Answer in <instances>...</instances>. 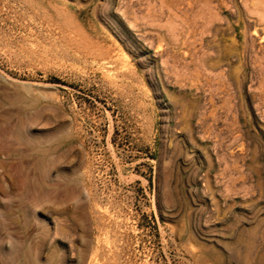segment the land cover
Wrapping results in <instances>:
<instances>
[{"label": "rangeland", "instance_id": "rangeland-1", "mask_svg": "<svg viewBox=\"0 0 264 264\" xmlns=\"http://www.w3.org/2000/svg\"><path fill=\"white\" fill-rule=\"evenodd\" d=\"M190 1L0 0V264H264V0Z\"/></svg>", "mask_w": 264, "mask_h": 264}, {"label": "bare ground", "instance_id": "bare-ground-1", "mask_svg": "<svg viewBox=\"0 0 264 264\" xmlns=\"http://www.w3.org/2000/svg\"><path fill=\"white\" fill-rule=\"evenodd\" d=\"M201 1H202V0H201ZM208 1H209V0H208ZM213 1H214V0H213ZM213 1H212V2H213ZM224 1H225V0H224ZM224 1H222V3H223ZM229 1H231V0H228L227 2H229ZM240 1H241V0H240ZM240 1H239V2H240ZM254 1L256 2V0H254ZM254 1H253V3H254ZM257 1H258V0H257ZM175 2H176V1H175ZM175 2H174V4H175ZM189 2H191V1L189 0ZM203 2H204V0L202 1V3H203ZM210 2H211V1H210ZM242 2L244 3V1H242ZM242 2H241V3H242ZM259 2H260V3H259ZM259 2L257 3V5L260 6L261 1H259ZM262 2H263V1H262ZM181 3H182V2H181ZM187 3H188V1H187ZM191 3H192V2H191ZM199 3H200V2H199ZM199 3H198V4H199ZM225 3H226V1H225ZM235 3H236V0H235ZM243 3H242V4H243ZM246 3H248V1H247ZM246 3H244V5H245ZM174 4H173V5H174ZM200 4H201V3H200ZM204 4H206V3L204 2ZM204 4H202L201 7L198 6L199 9H200V8H203V7H204V6H203ZM212 4H213V3H212ZM212 4H211V7H212ZM227 4H228V3H227ZM227 4H224V6H225V5L227 6ZM186 5H187V4H186ZM192 5H193V4H192ZM192 5H190V3H189V8H190ZM216 5H217V4H216ZM233 5H234V4H233ZM233 5H232V6H233ZM236 5H237V4H236ZM244 5H242V6L245 7V8H246V5L250 7V5H248V4H246L245 6H244ZM252 5H255V6H256V3H255V4H252ZM187 6H188V5H187ZM196 6H197V5H196ZM196 6H195V8H196ZM202 6H203V7H202ZM207 6H208V4H207ZM214 6H215V5H214ZM261 6H264V5L262 4ZM178 7H179V6H178ZM193 7H194V6H193ZM209 7H210V4H209ZM217 7H218V5H217ZM238 7H239V6H238ZM189 8H188V10H191V9H189ZM213 8H214V7H213ZM233 8H235V7L233 6ZM251 8L254 9V6H251ZM199 9H197V10H199ZM203 9H204V8H203ZM237 9H238V8H237ZM246 9H247V8H246ZM248 9H249V8H248ZM248 9H247V10H248ZM188 10H186L187 13H188ZM197 10H196V11H197ZM209 10H210V8H209ZM257 10H261V9L253 10L254 13H255ZM201 11H202V9H201ZM236 11H237V10H236ZM251 11H252V10H251ZM253 11L251 12V14L253 13ZM261 11H262V10H261ZM203 12H204V11H203ZM209 12H210V11H209ZM211 12H213V10H211ZM240 12H241V11H240ZM258 12L260 13V11H258ZM263 12H264V11H263ZM263 12H262V13H263ZM175 13H176V12H175ZM204 13H206V10H205ZM204 13H203V14H204ZM237 13H238V11H237ZM244 13H245V12H244ZM256 13H257V12H256ZM256 13H255V14H256ZM193 14H195V13H193ZM255 14H254V15H255ZM260 14H261V13H260ZM190 15H192V14L190 13ZM190 15H189V16H190ZM257 15H259V14H257ZM205 16H206V15H205ZM205 16H203V17L205 18ZM251 16H253V15H251ZM255 16H256V15H255ZM260 16H261V15H260ZM191 17H192V16H191ZM193 17H195V20H197V19H196V16H193ZM200 17H201V16H200ZM253 17H254V16H253ZM257 17H259V16H257ZM189 18H190V17H189ZM204 18H202V19H203L202 21H203V22H207V21H204ZM210 18H211V17H210ZM210 18H209V19H210ZM261 18H262V16L260 17V19H261ZM263 18H264V17H263ZM263 18H262V19H263ZM185 19H186V18H185ZM239 19H240V17H239ZM257 19H258V18H257ZM195 20L193 19L192 21H195ZM206 20H207V19H206ZM241 21H243V20H241ZM246 21L251 22V20H248V19H247ZM246 21H245V22H246ZM195 22H197V21H195ZM198 22H199V21H198ZM253 22H254V21H253ZM263 22H264V21H263ZM263 22H262V20L260 21L261 24H264ZM188 23H189V22H188ZM192 23H193V22H191V23H189V24H192ZM200 24H202V22H201ZM200 24H199V25H200ZM185 25H186V24H185ZM253 25H254V23H253ZM190 26L192 27V25H190ZM204 26H206V23H205V25H203V27H204ZM250 26H252V25H250ZM250 26H249V28H250ZM259 26H260V25H259ZM187 27H188V26H186V30H187L188 32H186V33H189V30H188L189 27H188V29H187ZM195 27H198V28H199V26H195V23H194V27H193V29H194ZM207 27H208V26H207ZM235 27H236V26H235ZM243 27H244V26H243ZM254 27H255V26H254ZM201 28H202V25H201V27L199 28V30H200ZM227 28H229V27H227ZM256 28H257V26H256ZM260 28H261V27H259V28H257V29H260ZM195 29H197V28H195ZM202 29H203V28H202ZM202 29H201V30H202ZM257 29H256V32H258ZM201 30H200V32H201ZM209 30H210V29H208V31H209ZM227 30H228V29H227ZM229 30H230V29H229ZM240 30H241V29H240ZM247 30H248V29H247ZM251 30H252V29H251ZM183 31H184V30H183ZM203 31L205 32V27H204V30H202V33H203V36H204L205 34H204ZM254 31H255V30H254ZM254 31H253V32H254ZM191 32H192V31H191ZM196 32H197V31H196ZM216 32H217V31H216ZM243 32H244V31H242V33H243ZM247 32H248V31H247ZM249 32H250V34L253 33V32L251 33V31H249ZM256 32H255V34H257ZM260 32H263V30L260 31ZM197 33H199V32H197ZM202 33H200V35H201ZM205 33H206V32H205ZM263 33H264V32H263ZM213 34H214V33H213ZM250 34H247V35H250ZM253 34H254V33H253ZM186 35H188V34H186ZM195 35H196V34H195ZM200 35H199V36H200ZM215 35H216V33H215ZM244 35H245V34H244ZM192 36H193V34H192ZM239 36H240V35H239ZM245 36H246V35H245ZM258 36H261V38L259 37V38H260V41H261V39H262V37H263L264 35L262 36V35L259 34ZM213 37H214V35H213ZM237 37H238V36H237ZM247 37H248V36H247ZM256 37H257V36H256ZM256 37H254L255 40L257 39ZM186 38H187V36H186ZM190 38H191V37H189V42H190V44H191L192 42H191L190 40H192V38H191V39H190ZM193 38H194V37H193ZM232 38H233V37H232ZM194 39H196V37H195ZM194 39H193V40H194ZM198 39H200V41H201L202 38L200 37V38H198ZM249 39H250V37H249ZM185 40H186V39H185ZM185 40H184V41H185ZM217 40H218V39H217ZM251 40H252V39H251ZM251 40H249V42H252V43H253L254 40H253V41H251ZM257 40H258V39H257ZM263 40H264V39H263ZM219 41H221V40L219 39ZM243 41H244V40H243ZM185 42H186V41H185ZM187 42H188V41H187ZM189 42H188V46L190 45ZM214 42H215V41H214ZM202 43H203V42H202ZM202 43H201V45H202ZM231 43H232V42H231ZM242 43H243V42H242ZM242 43H241V44H242ZM246 43H247V41H246ZM262 43H263V42H262ZM195 44H196V43H195ZM214 44H215V43H214ZM217 44H218V42H216L215 45H217ZM249 44H251V43H249ZM253 44H254V43H253ZM263 44H264V43H263ZM201 45H199V46H201ZM204 45H205V44H204ZM204 45H203V46H204ZM218 45H219V44H218ZM190 46L192 47L193 45H190ZM245 46H246V45H245ZM245 46H244V47H245ZM251 46H252V44H251ZM251 46H249V47H250V51L252 50V49H251ZM191 47H190V48H191ZM254 47H255V46H254ZM254 47H253V49H256V48H257V47H256V48H254ZM195 48H196V47H195ZM201 48H203V47H201ZM241 48H243V46H242ZM245 48H246V51H247V48H248V47L246 46ZM260 48H261V47H260ZM262 48H263V47H262ZM191 49H192V48H191ZM193 49H194V48H193ZM204 49H206V48H204ZM207 49H208V48H207ZM263 49H264V48H263ZM199 50H200V49H199ZM210 50H212V49H210ZM215 50H216V49H215ZM239 50H240V48H239ZM256 50H258V49H256ZM261 50H262V49H261ZM201 51H202V49H201ZM203 51H204V50H203ZM203 51H202V52H203ZM240 51H241V50H240ZM248 51H249V50H248ZM253 51H254V50H253ZM197 52H199V51H197ZM211 52L213 53L214 51H208L206 55L211 54ZM215 52H216V51H215ZM215 52H214V55L216 56L217 54H216ZM238 52H239V51H238ZM263 52H264V51H263ZM263 52H261V53H263ZM193 53H194V51L192 52V54H193ZM199 53H200V52H199ZM243 53H244V51H243ZM247 53H248V52H247ZM251 53H252V52H251ZM254 53H255V51H254ZM259 53H260V52H259ZM259 53H258V54H259ZM192 54H190V55H192ZM200 55H204V54L202 53V54H199V56H200ZM211 55H212V54H211ZM253 55H254V54H253ZM253 55L250 54V56H248L249 59H251V58H252L251 56H253ZM256 55H257V54H256ZM262 55H263V54H262ZM262 55H260V56H262ZM199 56L197 55L198 58L196 57V55H195V56H192V57H195L196 60L198 59V60H197V63L200 62V64H202L203 62H202V61H199V60L201 59V56H200V59H199ZM204 56H205V55H204ZM204 56H203V57H204ZM215 56H214V57H215ZM240 56H241V55H240ZM254 56H255V55H254ZM254 56H253V58H255ZM250 57H251V58H250ZM258 57H259V56L257 55V58H258ZM206 58H207V57H206ZM241 58H242V56H241ZM257 58H256V59H257ZM259 59H260V57H259ZM262 59H263V57H262ZM194 60H195V59H194ZM196 60H195V62H196ZM207 60H208V59H207ZM212 60H213V59H212ZM251 60H252V59H251ZM260 60H261V59H260ZM192 61H193V60H192ZM192 61H191V62H192ZM203 61H204V60H203ZM253 61H254V59H253ZM263 61H264V59H263ZM201 62H202V63H201ZM204 62H205V61H204ZM208 62H211V61H208ZM208 62H207V63H208ZM254 62H255V61H254ZM205 63H206V62H205ZM257 63H258V62H257ZM257 63H256V64H257ZM260 63H262V61H261ZM260 63H258V64L260 65ZM258 64H257V65H258ZM203 65H204V64H203ZM249 65H250V63H249ZM257 65H256V66H257ZM211 66H212V65H211ZM203 67H204V66H203ZM251 67L253 68L252 64H251ZM257 67H259V66H257ZM259 68H260V67H259ZM263 69H264V68H263ZM256 70H258V69L256 68ZM261 70H262V69H261ZM261 72L264 73L263 70H262ZM252 73H253V72H251V74H252ZM251 74H250V75H251ZM255 75H256V74H255ZM262 75L264 76V74H262ZM222 76H223V75H222ZM256 76H257V75H256ZM250 77L252 78V75H251ZM260 77H261V76H260ZM263 78H264V77H263ZM222 79H223V78H222ZM253 79H254V76H253ZM255 79H256V78H255ZM259 79H260V78H259ZM256 80H258V79H256ZM260 81H261V79H260ZM252 82H253V81H252ZM261 84H263V81L261 82ZM263 85H264V84H263Z\"/></svg>", "mask_w": 264, "mask_h": 264}]
</instances>
